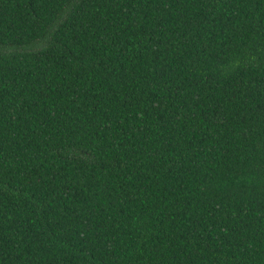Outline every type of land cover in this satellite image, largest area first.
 I'll list each match as a JSON object with an SVG mask.
<instances>
[{
  "label": "trees",
  "instance_id": "obj_1",
  "mask_svg": "<svg viewBox=\"0 0 264 264\" xmlns=\"http://www.w3.org/2000/svg\"><path fill=\"white\" fill-rule=\"evenodd\" d=\"M0 264H264V0H0Z\"/></svg>",
  "mask_w": 264,
  "mask_h": 264
}]
</instances>
